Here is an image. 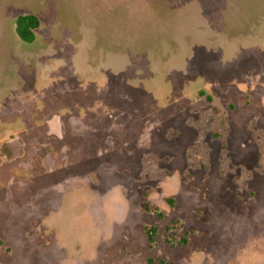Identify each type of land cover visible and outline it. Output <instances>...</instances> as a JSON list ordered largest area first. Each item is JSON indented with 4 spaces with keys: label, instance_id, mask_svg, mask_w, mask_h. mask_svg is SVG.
<instances>
[{
    "label": "rangeland",
    "instance_id": "rangeland-1",
    "mask_svg": "<svg viewBox=\"0 0 264 264\" xmlns=\"http://www.w3.org/2000/svg\"><path fill=\"white\" fill-rule=\"evenodd\" d=\"M0 264H264V0H0Z\"/></svg>",
    "mask_w": 264,
    "mask_h": 264
},
{
    "label": "trees",
    "instance_id": "trees-1",
    "mask_svg": "<svg viewBox=\"0 0 264 264\" xmlns=\"http://www.w3.org/2000/svg\"><path fill=\"white\" fill-rule=\"evenodd\" d=\"M25 24V23H29L30 24V27H27L25 26V31L22 29L21 30V25L22 24ZM15 25H16V33L18 34V36L22 39H24V35L25 34H29L30 35V39L32 38V34H30L29 32H31L30 30H34L36 29L38 26H39V22L37 21V19L33 16H30V15H20L16 18V21H15ZM29 40V39H28ZM201 94V92H199V95ZM156 214L161 218L162 217V214L158 211H156ZM167 231L170 230V227H167L166 229ZM186 241L185 239H181L179 241V244H184Z\"/></svg>",
    "mask_w": 264,
    "mask_h": 264
},
{
    "label": "crops",
    "instance_id": "crops-1",
    "mask_svg": "<svg viewBox=\"0 0 264 264\" xmlns=\"http://www.w3.org/2000/svg\"><path fill=\"white\" fill-rule=\"evenodd\" d=\"M155 1V0H154ZM162 1V0H161ZM161 3V2H160ZM165 6H167V4L165 5ZM168 7V6H167ZM167 11H168V13L169 12H172V9L171 8H168L167 9ZM20 14H22V13H19V14H17L16 16H15V18H14V20L18 17V16H20ZM25 15H30V16H33V17H35L36 18V16L33 14H31V12L30 13H24ZM172 14V13H171ZM174 14V13H173ZM175 15V14H174ZM174 15H172V17H174ZM22 16V15H21ZM158 18H160V17H158ZM37 19V18H36ZM154 19H157V18H154ZM153 19H148L147 21H152ZM37 21L39 22V20L37 19ZM40 23H39V26L36 28V31H38V29H40ZM15 28H16V26H15ZM37 34V33H36ZM15 35H16V37L19 39V41L21 42V43H31V42H33L34 41V35H32V38L30 39V37H29V40L27 39H22V38H20L19 36H18V34L16 33V29H15ZM49 125H50V129L51 130H56V131H60V124H59V121H58V119L56 118H54L52 121H50L49 122Z\"/></svg>",
    "mask_w": 264,
    "mask_h": 264
}]
</instances>
